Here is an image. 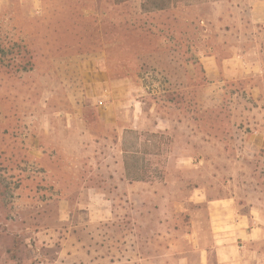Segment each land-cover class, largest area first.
I'll list each match as a JSON object with an SVG mask.
<instances>
[{
    "label": "rangeland",
    "instance_id": "obj_1",
    "mask_svg": "<svg viewBox=\"0 0 264 264\" xmlns=\"http://www.w3.org/2000/svg\"><path fill=\"white\" fill-rule=\"evenodd\" d=\"M143 1L0 0V264H264V0Z\"/></svg>",
    "mask_w": 264,
    "mask_h": 264
},
{
    "label": "trees",
    "instance_id": "obj_2",
    "mask_svg": "<svg viewBox=\"0 0 264 264\" xmlns=\"http://www.w3.org/2000/svg\"><path fill=\"white\" fill-rule=\"evenodd\" d=\"M129 0H115L116 3H123ZM185 1V0H144L142 3V10L145 13H151L155 11H164L172 6L176 5L177 3ZM133 135H137L136 131H132ZM160 138L162 140L165 139V133H159ZM157 134L153 133L150 138L145 140V148L144 149H136L133 147L131 149V145L128 141H125L124 147V165H125V177L127 180L131 182H149L154 181L156 173L159 174V167L157 169L152 168V164L150 161L147 160V157L152 153L149 151V148L152 144V138L155 137ZM135 139L138 140V136H135ZM139 141V140H138ZM138 141L136 142V146H138ZM131 142V141H130ZM157 154L161 155L163 152L161 147L157 146ZM148 155V156H147Z\"/></svg>",
    "mask_w": 264,
    "mask_h": 264
},
{
    "label": "crops",
    "instance_id": "obj_3",
    "mask_svg": "<svg viewBox=\"0 0 264 264\" xmlns=\"http://www.w3.org/2000/svg\"><path fill=\"white\" fill-rule=\"evenodd\" d=\"M226 200H222L223 206H227L228 203H225ZM211 203H215V201H211ZM226 207H220V210H216L213 214H217L219 220L226 218V223H221L223 225L220 226V230H230V232H225V236H232L238 234L237 230L235 232L231 233V230H235L237 228H240V226H243V218L244 216L235 213L233 209L227 208L228 210H225ZM224 216V217H223ZM235 218L236 220H233ZM229 224H231L229 226ZM248 237L253 240V242H256V240L264 239V229L259 230V228L253 227L250 228V230H247ZM256 250V249H255ZM243 252V251H242ZM258 252L259 251H255ZM262 256L264 255V251L261 253ZM238 253L236 252V247L233 244H229L227 246L218 247L217 248V259L219 264H234L235 260H238Z\"/></svg>",
    "mask_w": 264,
    "mask_h": 264
}]
</instances>
